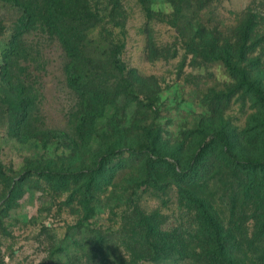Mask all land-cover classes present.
I'll return each mask as SVG.
<instances>
[{"label":"rangeland","instance_id":"rangeland-1","mask_svg":"<svg viewBox=\"0 0 264 264\" xmlns=\"http://www.w3.org/2000/svg\"><path fill=\"white\" fill-rule=\"evenodd\" d=\"M253 8L261 43L264 0H0V264H208L194 244L176 259L178 233L208 230L170 165L218 138L241 157L263 154L242 138L262 105L208 54L243 43ZM216 165L198 170L204 193L243 176ZM239 204L241 231L258 232Z\"/></svg>","mask_w":264,"mask_h":264},{"label":"trees","instance_id":"trees-1","mask_svg":"<svg viewBox=\"0 0 264 264\" xmlns=\"http://www.w3.org/2000/svg\"><path fill=\"white\" fill-rule=\"evenodd\" d=\"M258 10L260 9H249L245 14L246 35L242 44L235 49H224L217 43L208 54L212 53L216 58L225 60L231 72L239 79V88L251 94L255 102L262 105L264 109V42L252 41L254 36L257 38L260 35L259 29L263 24L262 12ZM249 41L251 43L247 45ZM252 55L256 57H251ZM27 102L28 100L24 98L21 105L24 107ZM88 110L80 116L79 131L81 133H85L92 127L93 117ZM36 136L39 139L42 138L41 135ZM242 138L247 142L258 141L264 149V119L255 131H246ZM164 159L162 155H159L155 161L167 166L168 162ZM216 161L224 162V166L231 170L233 177L238 173H242L243 176L238 178L235 186L232 181L219 180L223 184L222 187H218L213 193H204V188L198 185V170L200 167L209 165L215 169L213 175H218V170L222 167L217 166ZM189 162L185 169L177 161V166L181 167L179 171L175 165H170L173 179L178 182L180 199L186 202L189 209L196 211L197 225L202 230L208 231L187 236L178 233L179 235L175 236L173 241L181 244L182 249L177 252L180 257L176 259L188 257L184 254L187 252L185 247L194 244L200 249L199 259L208 264H264V151L256 158L241 157L226 139L218 138L205 143ZM249 174H253L256 180L248 183ZM231 180L234 181V178ZM218 204L228 208L230 213L227 220L221 216ZM238 204L241 207L252 206V219L255 222V228L260 229L258 232L247 235L241 231L244 226L243 220L241 222L243 216L240 215L238 219L234 216ZM161 242L164 250L162 253L167 257L172 256L175 250L174 243H170L166 237L161 238Z\"/></svg>","mask_w":264,"mask_h":264}]
</instances>
